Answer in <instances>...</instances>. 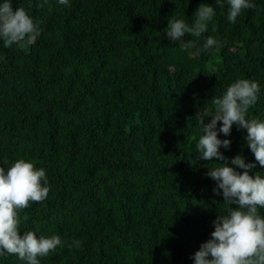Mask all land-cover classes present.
Instances as JSON below:
<instances>
[{
    "label": "trees",
    "instance_id": "trees-1",
    "mask_svg": "<svg viewBox=\"0 0 264 264\" xmlns=\"http://www.w3.org/2000/svg\"><path fill=\"white\" fill-rule=\"evenodd\" d=\"M254 2L232 24L215 0H13L42 32L23 48L0 42V166L46 169L48 198L21 210L22 232L80 241L41 264H193L227 210L206 175L218 163L195 153L193 117L243 78L261 86L247 115L264 119V0ZM202 3L216 15L199 45L212 36L223 47L194 58L165 33ZM245 134H221L226 157L254 159Z\"/></svg>",
    "mask_w": 264,
    "mask_h": 264
},
{
    "label": "clouds",
    "instance_id": "clouds-1",
    "mask_svg": "<svg viewBox=\"0 0 264 264\" xmlns=\"http://www.w3.org/2000/svg\"><path fill=\"white\" fill-rule=\"evenodd\" d=\"M56 3L70 6V0ZM47 4L49 0H36L37 7ZM215 4L221 9L227 4L226 19L232 24L243 10L256 8L254 0H215ZM215 15V7L202 3L191 24L184 19H168L165 34L171 41L193 49L190 55L194 58L219 50L223 42L212 36L205 37L199 45ZM41 32L40 22L23 7L14 9L13 0H0L3 47L34 44ZM186 35L196 39L185 42ZM260 93L258 81L236 79L221 95L211 98L210 107L193 117L201 133L195 142V153L201 160L218 163L219 166H207L206 175L215 181L213 193L222 196L227 206L226 212H219L212 221L210 238L191 255L193 264H264V171H256L257 165L264 169V119L247 115ZM234 125L246 133L243 139L254 157L252 161L246 162L243 155L229 158L222 151L230 150L232 141L220 136L230 137ZM50 190L46 169L37 168L30 160L20 158L10 166H0V257L14 255L23 264H41L42 258L58 246H80L79 240L65 244L59 235L46 237L21 231V210L46 200Z\"/></svg>",
    "mask_w": 264,
    "mask_h": 264
}]
</instances>
